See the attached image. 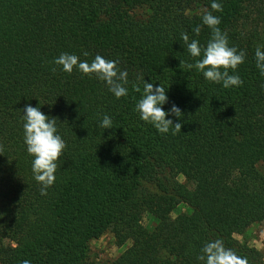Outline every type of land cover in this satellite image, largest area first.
<instances>
[{
    "label": "trees",
    "instance_id": "16d2710c",
    "mask_svg": "<svg viewBox=\"0 0 264 264\" xmlns=\"http://www.w3.org/2000/svg\"><path fill=\"white\" fill-rule=\"evenodd\" d=\"M212 2L0 0V264H203L201 249L216 239L248 264H264L260 250L233 238L264 221V77L255 61L264 0H217L220 29L246 52L230 73L243 84L228 89L179 67L195 62L182 32L201 46L210 39L202 12ZM62 53L117 60L128 95L117 99L96 77L65 73L53 63ZM139 76L168 88L163 108L181 109V119L166 117L183 125L180 133L140 119ZM26 105L57 118L67 145L46 196L24 143ZM104 115L113 128L99 127ZM181 206L189 212L171 217ZM106 231L128 244L112 260L89 249Z\"/></svg>",
    "mask_w": 264,
    "mask_h": 264
},
{
    "label": "clouds",
    "instance_id": "9594fccd",
    "mask_svg": "<svg viewBox=\"0 0 264 264\" xmlns=\"http://www.w3.org/2000/svg\"><path fill=\"white\" fill-rule=\"evenodd\" d=\"M222 5L213 0L211 10L205 8L202 12V24L211 31L210 39L206 46H201L197 39L190 38L187 32L181 33L183 46L192 58L194 63L181 60L180 68L193 70L202 73L205 80L222 84L225 89L241 86L243 81L235 73L238 67L244 63L246 52L238 50L229 45L227 32L220 29L221 18L214 15V12H221ZM193 32L198 36L201 32V26L193 28ZM264 45H257L255 49L256 67L259 73L264 77ZM83 56H89L87 51H83ZM53 63L62 66V70L69 75L76 69L82 75L96 77L105 82L109 92L117 99L128 95L126 85L128 81V72L121 70L117 60L106 59L101 55H96L90 62L81 61L76 54L62 53ZM53 72L56 68L51 69ZM138 80L143 83L142 96L136 103V111L140 119L150 123L161 134H167L170 131L173 135L181 132L182 124L173 123L172 119H167L169 115L181 119L182 111L175 104L169 111H165L163 105L168 102L167 89L160 84L154 87L153 83L145 81L144 76H139ZM136 92H141L138 84L133 85ZM23 131L24 143L29 156L33 157L31 169L35 181L40 184V194L47 195L48 189L55 183V173L57 171V161L63 155L66 148V142L58 134L57 118H50L45 115L40 107L26 105L23 109ZM99 127L103 129L113 128V121L108 115H104L100 121ZM4 148L0 144V155H3ZM203 264H248L246 257H241L230 248L225 247L222 239H216L205 243L201 249V255L197 257ZM21 264H31L29 260L21 261Z\"/></svg>",
    "mask_w": 264,
    "mask_h": 264
},
{
    "label": "rangeland",
    "instance_id": "374dc122",
    "mask_svg": "<svg viewBox=\"0 0 264 264\" xmlns=\"http://www.w3.org/2000/svg\"><path fill=\"white\" fill-rule=\"evenodd\" d=\"M183 182L182 179H179ZM190 187V186H188ZM188 209L181 206L171 214L174 217L177 213H188ZM234 239L237 241H245L255 249L260 250L264 260V221L255 225H252L246 229L240 235H234ZM128 244L117 245L114 242L113 235L110 231L104 232L98 239L92 240L89 243V249L93 257L101 260H112L117 257Z\"/></svg>",
    "mask_w": 264,
    "mask_h": 264
}]
</instances>
